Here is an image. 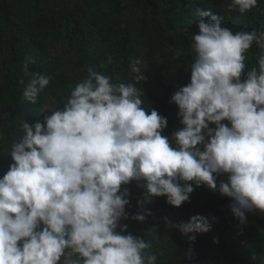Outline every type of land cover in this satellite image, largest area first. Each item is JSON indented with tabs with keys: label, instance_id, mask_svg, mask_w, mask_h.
<instances>
[{
	"label": "clouds",
	"instance_id": "obj_1",
	"mask_svg": "<svg viewBox=\"0 0 264 264\" xmlns=\"http://www.w3.org/2000/svg\"><path fill=\"white\" fill-rule=\"evenodd\" d=\"M257 3L232 0L228 8L244 14ZM194 14L190 81L169 101L183 127L171 138L162 135L167 118L141 107L142 88L93 71L62 108L23 123L0 178V264H156L149 243L123 234L130 201L121 186L132 181L144 189L141 212L131 216L137 222L152 215L143 208L153 197L180 207L201 185L230 198L240 224L248 213L264 214V31L233 33L211 10ZM254 44L258 67L245 71ZM29 63L23 96L36 104L51 77L29 71ZM143 63L130 58L137 83L146 79ZM164 223L189 241L211 230L200 215Z\"/></svg>",
	"mask_w": 264,
	"mask_h": 264
},
{
	"label": "trees",
	"instance_id": "obj_2",
	"mask_svg": "<svg viewBox=\"0 0 264 264\" xmlns=\"http://www.w3.org/2000/svg\"><path fill=\"white\" fill-rule=\"evenodd\" d=\"M231 3L232 0H0V127L9 129L7 137H0V178L13 163L8 154L13 143L24 135L23 123L34 125L45 114L62 108L90 71L110 77L112 83L142 88L141 107L155 109L167 118L162 135L171 138L183 127L177 106L169 101L190 81L195 56L191 38L198 32L199 19L195 9L222 16V27L233 33L264 31V0H258L257 6L244 14L230 11ZM259 51L254 44L244 54L245 71L258 67ZM109 56L113 58L111 64L107 63ZM26 58L29 71L51 77L36 104L23 96L29 79L23 71ZM130 58L144 62V82L135 81ZM244 78L242 74L241 80ZM222 179L219 177L217 183ZM124 188L129 192L130 203L125 208L129 219L120 223L127 225V234L142 235L140 238L150 244L145 252L156 256V264H264V214L248 213L246 223L240 224L228 207L230 198L201 185L194 186L189 201L180 207L167 204L164 196L153 197L143 208L152 215L141 223L131 216L141 212L137 200L144 199V189L134 186V181L121 186V190ZM195 215L206 217L211 224V230L198 234L195 241L164 223V218L178 224Z\"/></svg>",
	"mask_w": 264,
	"mask_h": 264
},
{
	"label": "rangeland",
	"instance_id": "obj_3",
	"mask_svg": "<svg viewBox=\"0 0 264 264\" xmlns=\"http://www.w3.org/2000/svg\"><path fill=\"white\" fill-rule=\"evenodd\" d=\"M55 52H58V51H55ZM52 55H54V52L52 53ZM9 135V129L8 127H0V137H7ZM134 186H137V183L134 181ZM137 198V197H136ZM138 201V200H137ZM125 234H127L125 232ZM134 236H137V237H140L142 235H137V234H132ZM144 236V235H143ZM234 238L232 239V242H234ZM75 258V257H74Z\"/></svg>",
	"mask_w": 264,
	"mask_h": 264
}]
</instances>
